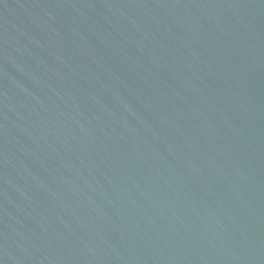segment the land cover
I'll return each instance as SVG.
<instances>
[{
    "label": "water",
    "instance_id": "water-1",
    "mask_svg": "<svg viewBox=\"0 0 264 264\" xmlns=\"http://www.w3.org/2000/svg\"><path fill=\"white\" fill-rule=\"evenodd\" d=\"M0 264H264V0H0Z\"/></svg>",
    "mask_w": 264,
    "mask_h": 264
}]
</instances>
